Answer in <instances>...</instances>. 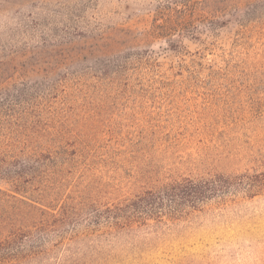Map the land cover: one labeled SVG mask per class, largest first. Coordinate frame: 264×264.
Here are the masks:
<instances>
[{
	"label": "rangeland",
	"instance_id": "374dc122",
	"mask_svg": "<svg viewBox=\"0 0 264 264\" xmlns=\"http://www.w3.org/2000/svg\"><path fill=\"white\" fill-rule=\"evenodd\" d=\"M189 1L193 31L160 35L166 0H0V58L28 60L17 76L45 87L53 162L35 204L71 217L36 230L0 202V240L9 222L31 229L0 264H203L204 247L242 234L231 224L260 233L249 205L264 188L158 225L114 231L103 216L173 179L264 173V0H216L212 14L214 0Z\"/></svg>",
	"mask_w": 264,
	"mask_h": 264
},
{
	"label": "trees",
	"instance_id": "16d2710c",
	"mask_svg": "<svg viewBox=\"0 0 264 264\" xmlns=\"http://www.w3.org/2000/svg\"><path fill=\"white\" fill-rule=\"evenodd\" d=\"M214 3L211 14L220 11L216 0ZM188 6L189 0H166L156 15L164 22L155 20L153 31L165 35L178 30L180 26L193 31L195 26L191 18H186L189 16L186 10ZM164 11L168 12L165 18L161 16ZM24 65H28V60H23L17 66L11 58H0V180L14 192L11 194L0 188V202H11L13 215L17 219L35 222L34 229L46 230L54 225L49 220L64 223L71 217L64 208L61 215L56 217L55 213L35 204L38 202L34 198L35 183L42 184L48 180V168L53 161L49 148L40 138V98H43L44 83L21 79ZM29 68L33 70L31 65ZM263 188L262 172L182 177L148 188L133 199L108 207L103 211V216L107 226L114 231L131 229L135 225L146 226L150 224L149 220L158 225L186 218L200 211L210 200L224 201L229 195L239 192L251 197ZM5 227L9 234L0 240V262L21 259L19 245L31 229H24L13 222ZM14 245L17 247L13 250Z\"/></svg>",
	"mask_w": 264,
	"mask_h": 264
},
{
	"label": "clouds",
	"instance_id": "9594fccd",
	"mask_svg": "<svg viewBox=\"0 0 264 264\" xmlns=\"http://www.w3.org/2000/svg\"><path fill=\"white\" fill-rule=\"evenodd\" d=\"M253 215L264 214V203L249 205ZM231 228L238 229L242 234L222 243L213 244L203 248L205 259L203 264H264V224L260 233L252 235L243 231L238 224H231Z\"/></svg>",
	"mask_w": 264,
	"mask_h": 264
}]
</instances>
